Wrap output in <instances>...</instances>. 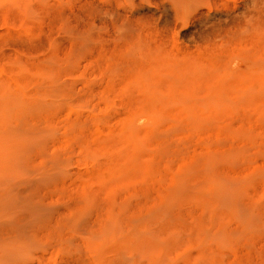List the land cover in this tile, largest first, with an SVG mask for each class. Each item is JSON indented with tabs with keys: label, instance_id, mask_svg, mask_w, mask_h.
I'll return each instance as SVG.
<instances>
[{
	"label": "rangeland",
	"instance_id": "1",
	"mask_svg": "<svg viewBox=\"0 0 264 264\" xmlns=\"http://www.w3.org/2000/svg\"><path fill=\"white\" fill-rule=\"evenodd\" d=\"M160 1L0 0V134L8 118L5 109L8 100L16 109L22 107L23 100L27 101L26 105L33 104L36 91L47 86V75L60 87V94L62 92L54 107L33 116V113L28 114L22 121L29 132L43 129L40 136L43 140L44 136L47 137L44 148H39L41 152L38 148L26 152L28 167L22 165L16 156H11V152H6V148H0V190L7 187L14 194L25 188L38 194L46 205L49 217L47 213L43 217L47 218L50 225L47 227L51 231L47 235V229L42 228L33 236L32 243L38 245L40 242L38 247L25 239V243L30 242V248L34 247L31 250L24 247L23 241L19 250L13 244L15 249L9 250H15V255L18 251V260L13 259L17 261L11 260L13 257H4L7 247L12 244L9 245L2 234L4 240H1L8 246L5 247L0 240V246H4L0 250L5 251L4 255L0 253V259L3 255L6 261L17 264H52L56 261L58 263L54 264H62L64 259H69L71 254L72 257L75 253L78 255L80 251V256L86 259L94 256V251L90 250L95 246L127 244H151L163 251L175 249L171 252L178 254L187 247L213 243L216 237L224 238L221 240L227 247L224 252L229 249L228 255L234 258L243 253L246 245L257 242V246L264 245V222L261 223L264 221V0H189L183 6L185 9L181 7L180 10L172 0ZM144 33L145 41L141 43L139 38H143ZM82 36L89 39L85 41ZM122 36L125 40L120 39ZM75 39L82 42L81 48L77 47L80 43L76 44ZM72 44L77 45L75 51ZM187 60L197 71L201 69L204 75L209 74L199 80L189 72L187 81L184 78L185 82L176 86L175 99L179 94L187 103L174 101L167 105L161 101L156 104V109L165 105L163 119L132 121L131 117L140 110V102L143 105L146 95L135 83L134 74L148 67L147 64L164 69L162 65L174 63L176 67L172 66L179 69ZM198 62L203 63L202 66ZM42 67L47 70L41 72ZM206 67L214 73L211 74ZM215 72L222 75L220 80L211 78ZM131 75L134 81L129 77ZM166 83L160 86L166 88ZM160 86L155 89L162 90L160 95H167L168 92L164 94L165 89ZM203 99L209 100L211 105L205 106ZM190 102L200 106L193 105L191 109ZM190 111L194 114L191 115ZM150 132L155 139L144 136ZM141 137L146 139L138 150L134 147L138 144L136 139ZM133 155L137 156L139 170H129L118 179L120 183L115 180L114 185L111 184L110 177L121 170L110 165L122 163ZM48 156L59 159L62 164L52 167L53 173L45 181L41 176L49 173L39 167L42 157L47 159ZM206 157L219 162H215L217 166L212 167V173L221 178L222 183L217 186L223 190L222 194L160 203L170 190H174L176 175L188 173L197 177L199 174V179L204 171L201 160ZM120 206L124 213L118 212ZM157 206L161 209L157 210ZM166 206L170 207L169 213L147 214L154 208L161 212ZM42 208L39 213L45 212ZM4 218L0 217V225L15 223V220L7 221L6 217L5 223L10 224H4ZM128 222L134 225L131 229L126 228ZM218 234L222 235L214 237ZM166 245H172L174 249L170 250ZM68 248L71 252L74 248L76 252L71 253ZM22 249L28 253L21 252Z\"/></svg>",
	"mask_w": 264,
	"mask_h": 264
},
{
	"label": "bare ground",
	"instance_id": "2",
	"mask_svg": "<svg viewBox=\"0 0 264 264\" xmlns=\"http://www.w3.org/2000/svg\"><path fill=\"white\" fill-rule=\"evenodd\" d=\"M88 1V0H87ZM142 1H144V0H142ZM160 1V0H159ZM173 2H174V5L175 6H177V7H179V10L181 9V7L182 8H184L183 6L185 5V4H188L187 2L189 1V0H172ZM86 2V1H85ZM90 2V1H89ZM91 2H92V0H91ZM123 2V1H122ZM125 2V1H124ZM156 1H154V3H155ZM161 2V1H160ZM86 3H88V2H86ZM151 3H153V2H151ZM172 3V2H171ZM171 3H170V5H171ZM190 3H191V1H190ZM189 3V4H190ZM159 4V3H158ZM157 4V5H158ZM173 4V3H172ZM80 5V4H79ZM87 5V4H86ZM86 5H85V7H86ZM88 6V5H87ZM169 6V5H168ZM187 6H189V5H187ZM186 6V7H187ZM193 6V5H192ZM191 6V7H192ZM90 7V6H89ZM88 7V8H89ZM125 7V6H124ZM130 7V6H129ZM161 7V6H160ZM44 8V7H43ZM88 8H86V9H88ZM93 8H94V6H93ZM98 8V7H97ZM101 8V7H100ZM168 8V7H167ZM91 9V8H90ZM96 8H94V10H95ZM104 10H105V8H103ZM103 9H102V11H103ZM185 9V8H184ZM79 10V9H78ZM114 10V9H113ZM172 10H174V7L172 6ZM187 10V9H186ZM83 11H84V9H83ZM89 11V10H88ZM100 11V10H99ZM109 11H110V9H109ZM117 11V10H116ZM92 13L93 12H95V11H91ZM118 12V11H117ZM136 12V11H135ZM162 12V11H161ZM174 12H175V10H174ZM84 13H86V10H85V12ZM83 13V14H84ZM119 13V12H118ZM127 13V12H126ZM168 13V12H167ZM89 14V13H88ZM103 14V13H102ZM124 14V17H125V13H123ZM177 14V13H176ZM98 15V14H97ZM96 15V16H97ZM118 15V14H117ZM180 15V14H179ZM91 16V15H90ZM112 16V15H111ZM120 16V15H119ZM121 16H123V15H121ZM76 17V16H75ZM80 17V16H79ZM84 17V16H83ZM136 17V16H135ZM138 17V16H137ZM166 17V16H165ZM108 18V17H107ZM116 18V17H115ZM119 18V17H118ZM142 18V17H141ZM176 18V17H175ZM83 19V18H82ZM125 19V18H124ZM134 19H136V18H134ZM138 19H139V17H138ZM147 19V18H146ZM145 19V20H146ZM106 20V19H105ZM110 20V19H109ZM142 20V19H141ZM59 21V20H58ZM103 21V20H102ZM119 21V20H118ZM127 21V20H126ZM125 21V22H126ZM130 21V20H129ZM143 21H144V19H143ZM115 22H117V21H115ZM164 22V21H163ZM172 22V21H171ZM170 22V23H171ZM69 24H70V22H68ZM112 23V22H111ZM127 23V22H126ZM125 23V24H126ZM135 23H137V22H135ZM176 23V22H175ZM178 23H179V21H178ZM113 24V23H112ZM128 24H130L129 22H128ZM144 24V23H143ZM66 25V24H65ZM118 25V24H117ZM131 25V24H130ZM141 25V24H140ZM164 25V24H163ZM77 26V25H76ZM84 26V25H83ZM113 26V25H112ZM116 26V25H115ZM120 26H121V24H120ZM126 26H127V24H126ZM125 26V27H126ZM139 26V25H138ZM87 27V26H86ZM92 27V26H91ZM132 27V26H131ZM161 27V26H160ZM164 27V26H163ZM167 27V26H166ZM73 28V27H72ZM104 28V27H103ZM110 28V27H109ZM121 28V27H120ZM122 28H124L123 26H122ZM137 28V27H136ZM140 28H142V27H140ZM139 28V29H140ZM170 28V27H169ZM79 29V28H78ZM81 29H82V26H81ZM88 29H89V27H88ZM91 29V28H90ZM89 29V30H90ZM164 29V28H163ZM97 30H98V28H97ZM126 30H128V29H126ZM133 30V29H132ZM77 31V30H76ZM86 31V30H85ZM88 31V30H87ZM100 31V30H99ZM103 31V30H102ZM102 31H100V32H102ZM124 31V30H123ZM153 31V30H152ZM171 31V30H170ZM169 31V32H170ZM128 32H130V31H128ZM134 32H136L135 30H134ZM173 32V31H172ZM86 33H88V32H86ZM96 33V32H95ZM168 33V32H167ZM72 34H74V33H72ZM85 34V33H84ZM96 34H98V33H96ZM130 34V33H129ZM138 34V33H137ZM141 34H143V33H141ZM151 34V33H150ZM172 34V33H171ZM67 35V34H66ZM70 35H71V33H70ZM74 35H77V34H74ZM80 35H81V33L78 35V37L80 38ZM91 35V34H90ZM124 35H126V34H124ZM131 35V34H130ZM130 35H129V37H130ZM92 36V35H91ZM134 36H135V34H134ZM134 36H133V33H132V38H134ZM141 36V35H140ZM144 36H145V33H144V35H143V38H139V39H141L140 41H141V43H142V41H145L144 40ZM83 37V36H82ZM98 37V36H97ZM130 37V38H131ZM171 37V36H170ZM73 38V37H72ZM95 38H96V36H95ZM117 38V37H116ZM121 38H123V36L122 37H120V39ZM125 38V37H124ZM123 38V39H124ZM131 38V39H132ZM69 39V38H68ZM83 40H85V41H87L88 39H89V37L88 36H84L83 38H82ZM122 39V40H123ZM139 39H137L136 41H137V43H140L139 42ZM143 39V40H142ZM77 40H78V38H77ZM79 40H81V38L79 39ZM100 40V39H99ZM125 40V39H124ZM70 41V40H69ZM75 41H76V39H75ZM84 41V42H85ZM130 41L131 40H129V43H130ZM134 41V40H133ZM159 41V40H158ZM80 43V41H76V44L77 43ZM98 42V41H97ZM118 42V41H117ZM124 42V41H123ZM147 42V41H146ZM145 42V43H146ZM160 42H161V40H160ZM160 42H158L159 44H160ZM164 42V41H163ZM78 43V44H79ZM82 43V42H81ZM79 44L77 47H79V48H81V45L82 44ZM127 43V42H126ZM125 43V44H126ZM131 43H133V42H131ZM68 44V43H67ZM71 44V43H70ZM70 44H69V46H70ZM74 44V43H73ZM71 45V46H74V45ZM134 44V43H133ZM132 44V45H133ZM164 44H166L165 42H164ZM163 44V45H164ZM83 45H85V43H83ZM86 45H88V42H87V44ZM85 45V46H86ZM92 45V44H91ZM135 45V44H134ZM138 45H141V44H138ZM150 45V44H149ZM66 46H68V45H66ZM76 46H74L73 47V50L76 48ZM129 46V45H128ZM136 46V45H135ZM137 47V46H136ZM150 47V46H149ZM155 47V46H154ZM83 48V47H82ZM134 48V47H133ZM143 48V47H142ZM66 49V48H65ZM70 49V48H69ZM78 49V48H77ZM138 49V48H137ZM144 49V48H143ZM147 49V48H146ZM145 49V50H146ZM152 49H153V47H152ZM85 50V49H84ZM140 50V49H139ZM149 50H151L150 48H149ZM160 50V49H159ZM164 50V49H163ZM166 50V49H165ZM168 50V49H167ZM166 50V51H167ZM205 50V49H204ZM64 51V50H63ZM75 51V50H74ZM76 51H78V50H76ZM116 51V50H115ZM138 51V50H137ZM143 51V50H142ZM148 51V50H147ZM95 52V51H94ZM113 52V51H112ZM122 52V51H121ZM150 52H152V51H150ZM150 52H148V53H150ZM157 52H159V51H157ZM156 52V54H158ZM165 52V51H164ZM79 53V52H78ZM136 53V52H135ZM145 53V52H144ZM143 53V54H144ZM161 53V55H163V54H165V55H167L166 53H163V52H160ZM185 53V52H184ZM133 54H134V51H133ZM171 54V53H170ZM187 54V53H186ZM115 55V54H114ZM138 55V54H137ZM136 55V56H137ZM145 55V54H144ZM172 55V54H171ZM171 55H169V56H171ZM107 56V55H106ZM118 56V55H117ZM132 56V55H131ZM141 57H142V55H140ZM147 56V55H146ZM169 56H167V57H169ZM177 56L179 57V55L177 54ZM183 56V55H182ZM108 57V56H107ZM126 57V56H125ZM174 57V55L172 56V61H173V58ZM211 57V56H210ZM92 58V57H91ZM94 58V57H93ZM120 58H122V57H120ZM127 58V57H126ZM162 58H164V56L162 57ZM181 58V57H180ZM190 58V57H189ZM209 58V57H208ZM100 59V58H99ZM103 59V58H102ZM142 59V58H141ZM169 59V61L171 60V58H168ZM191 59V58H190ZM200 59V58H199ZM217 59V58H216ZM97 60V59H96ZM110 60V59H109ZM137 60H138V58H137ZM164 60V59H163ZM176 60H177V58H176ZM179 60V59H178ZM177 60V61H178ZM221 60V59H220ZM46 61H49V60H46ZM70 61V60H69ZM141 61V60H140ZM143 61H145L144 60V58H143ZM158 61V60H157ZM184 61H186V60H184ZM192 61V60H191ZM206 61V60H205ZM213 61V60H212ZM212 61H209V62H211L212 63ZM217 61V60H216ZM45 62V61H44ZM118 62V61H117ZM121 62H122V60H121ZM124 62V61H123ZM122 62V63H123ZM131 63L133 62V60L132 61H130ZM154 62V61H153ZM181 62H183V61H181ZM202 62V61H201ZM111 63V62H110ZM141 63V62H140ZM145 63H149V62H145ZM158 63H159V61H158ZM163 63H166V62H163ZM167 63H168V60H167ZM174 63H175V60H174ZM174 63H170L171 64V66H168V65H162L163 67H164V69H162V67L160 68V67H153L152 65L149 67V64H147V66L148 67H145V68H143V69H141V67H139L138 69H141L140 71H138L137 73L135 72V70H134V72L136 73V74H134L135 75V77L134 78H136L135 79V83L137 82L138 84H139V86H141L142 87V89H143V91L145 92L144 94H146V95H144V101H145V103H144V101L142 100V102H143V105H142V103L140 102V106H139V108H140V110L138 109V112L136 113V115H133L132 117H131V119H132V121L133 120H135V121H137V122H144V121H148V120H153V121H157V119H159L161 116H162V114H163V112H164V114H165V111H164V107L163 106H165L164 104H162L163 106H160L159 107V110H157L156 108V104L158 103V102H161L162 101V103L164 102L165 104L167 103V105H168V103H171V102H182V104H183V102L185 101V100H182L183 99V97H181V95L179 96V94H177V98L178 99H175L176 98V95L174 96V92L177 90V87L176 86H178L179 84H183V82H185V80H184V78L186 79V81H187V76L188 75H190V74H192V75H194L195 77V79H202L205 75H204V71H202L201 69L199 70V71H197L196 70V68H195V66L193 65V64H191L190 62H189V60H187V62H185V64H183L182 66H181V64H180V66L182 67H180L179 69L177 68H174V66L176 67V65L177 64H175L174 65ZM198 63H200V62H198ZM198 63H196L197 65H198ZM206 63V62H205ZM216 63V62H215ZM219 63V62H218ZM97 64H98V62H97ZM119 64V63H118ZM138 64H139V60H138ZM154 64H155V62H154ZM169 64V63H168ZM188 64H191V65H188ZM195 64V65H196ZM201 64V63H200ZM203 64V63H202ZM202 64H201V66H202ZM105 65V64H104ZM128 65H130V64H128ZM133 65V64H132ZM143 65V64H142ZM172 65H174V66H172ZM186 65H188L187 67H184V66H186ZM206 65H208L207 63H206ZM212 65H215L214 64V62H213V64ZM219 65H221L220 63H219ZM218 65V66H219ZM46 68H48L49 66H46V65H44ZM107 66H109V65H107ZM120 66V65H119ZM124 66H126V65H124ZM160 66V65H159ZM204 67H205V64L203 65ZM222 66V65H221ZM220 66V67H221ZM45 67H42V69H41V72H43V71H46L47 69L45 68ZM103 67V66H102ZM121 67H123L122 65H121ZM127 67H129V66H127ZM132 67V66H131ZM135 66H133V68H134ZM166 67V68H165ZM197 67H200V66H197ZM215 67V66H214ZM219 67V68H220ZM223 67V66H222ZM56 68V67H55ZM105 68V67H104ZM210 68H211V66H210ZM39 69V68H38ZM50 70H51V67L49 68ZM64 69V68H63ZM97 69V68H96ZM106 69V68H105ZM123 69H125V68H123ZM123 69H122V71H123ZM127 69V68H126ZM134 69H136L137 70V67H135ZM120 70V69H119ZM128 70V69H127ZM131 70V69H130ZM130 70H129V72H130ZM206 70H208L207 69V67H206ZM53 71V70H52ZM113 71H115V70H113ZM209 71V70H208ZM49 72L50 71H48V73H46V75L47 74H49ZM128 72V71H127ZM133 72V73H134ZM189 72H190V74H189ZM210 72V71H209ZM208 72V73H209ZM111 73V72H110ZM116 73V72H115ZM133 73H131L132 75H133ZM149 73V75H147ZM211 73V72H210ZM214 72H213V70H212V73L211 74H213ZM151 74V75H150ZM128 75V74H127ZM129 76L130 78L132 77V79L131 80H133L134 78H133V76ZM209 75V74H208ZM208 75H206V76H208ZM224 75V74H223ZM56 76V75H55ZM111 76V75H110ZM151 78H150V77ZM212 77V79L213 80H220V77L222 78V75H219V73H216L215 72V74L214 75H211ZM220 76V77H219ZM147 77H149L150 78V80H147ZM215 77H217V78H215ZM45 78H47L48 79V81H46L47 82V86L46 87H42L43 89H38L37 91H36V93H35V96H34V98H33V101H32V103L33 104H28V105H26L25 103L27 102H25V100H23L22 102L24 103L23 105H22V107L20 106V107H18L17 109L16 108H14V105H11L10 104V100H8V102H6L5 103V109L7 110V115H8V118L6 119V121H5V125L2 127V133L0 134V148H6L5 150H6V152H11V156H16L17 157V160L22 164V165H24L25 167H28V165H29V162H28V153L26 154V152L28 151V149H32V148H38V150H39V148H44V141H45V139H47V137L46 136H42L43 138H44V140L41 138V136H40V133H42L41 131H43V129H36V130H34V131H31V132H29L27 129H26V127H28V126H26L25 124V121L24 122H22L23 120H24V118L26 117V116H29L28 114H31V113H33L32 114V116L35 114H38V113H44V112H47L48 111V109H50V108H52V106L54 107V105H56V102H57V98H59V96H61V94H62V92H61V94H60V87L58 86V85H55V83H54V79L52 78V77H50V76H48L47 75V77H45ZM115 78V77H114ZM148 78V79H149ZM169 78V79H168ZM207 78H209V77H206V79ZM211 79V80H212ZM106 80H108V79H106ZM199 80H196V81H199ZM203 80H205V79H203ZM134 81V80H133ZM210 81V80H209ZM165 82H167L166 84L168 85H166V88H167V90H166V88L164 87L165 86ZM205 81H203V83H204ZM210 82H212V81H210ZM214 82V81H213ZM218 82V81H217ZM216 82V83H217ZM122 83V82H121ZM127 83V82H126ZM136 83V84H137ZM163 84L164 86H162L163 88L162 89H165V92H164V94H166L167 92V95H164L163 96V94H161L160 95V93H161V91L162 90H159V88H156L155 89V87H157V85H159L160 86V84ZM62 84V83H61ZM129 84V83H128ZM137 84V85H138ZM205 85H206V82L204 83ZM213 84V83H212ZM45 85V84H44ZM102 85V84H101ZM125 85V84H124ZM213 85H215V82H214V84ZM42 86V85H41ZM61 86V85H60ZM128 86H130V85H128ZM160 86V87H161ZM194 86V85H193ZM64 87V86H63ZM172 88V89H169V88ZM194 87H196V86H194ZM211 87V86H210ZM66 88V87H65ZM139 88V87H138ZM175 88V89H174ZM178 88H182V87H178ZM212 88V87H211ZM157 89L159 90V91H157ZM63 91H65V90H63ZM167 91V92H166ZM181 91V90H180ZM134 92V91H133ZM57 93H59V95L57 94ZM66 93V92H65ZM69 93V92H68ZM163 93V92H162ZM170 93V94H169ZM177 93H179V91L177 92ZM71 94V93H70ZM128 94V93H127ZM86 95V94H85ZM88 95V94H87ZM188 95V94H187ZM191 95V94H190ZM208 95H210V94H208ZM219 95V94H218ZM63 96V95H62ZM88 96H90V95H88ZM163 96V97H165L166 99H163V97L161 98V97ZM185 96V95H184ZM212 96L213 95H211V96H209V100H210V98H212ZM132 97V96H131ZM180 98V99H179ZM208 98V97H207ZM206 98V99H207ZM206 99H203V104L205 105V106H208L209 104H208V101L206 100ZM60 100V99H59ZM106 101V100H105ZM104 101V102H105ZM131 101V100H130ZM189 101V100H188ZM198 101V100H197ZM196 101V102H197ZM134 102V101H133ZM178 102V103H179ZM186 103H187V101H185ZM192 102H193V100H192ZM195 102V101H194ZM202 102V101H201ZM132 103V102H131ZM198 103H200V102H198ZM175 104V103H174ZM189 104H191V102L189 103ZM206 104H208V105H206ZM158 105H160V103L158 104ZM192 105V104H191ZM194 106H196V105H198V104H193ZM193 105H192V108L191 109H193ZM211 105V104H210ZM209 105V106H210ZM200 105H198V107H199ZM216 106V105H215ZM167 107V106H166ZM179 107V106H178ZM186 107L188 108V106L186 105ZM212 107V106H211ZM170 108V107H169ZM168 108V109H169ZM181 108H182V106H181ZM186 110V109H185ZM188 110V109H187ZM212 110H213V108H212ZM216 110H218V109H216ZM192 111H190V113H191ZM200 112V111H199ZM197 113V112H196ZM196 113H195V116H196ZM46 114V113H45ZM134 114V113H133ZM194 113L192 112L191 113V115H193ZM4 115V114H3ZM216 115H218V113L216 114ZM41 116V115H40ZM27 118V117H26ZM162 118V117H161ZM163 119V118H162ZM198 119H200V117L198 118ZM12 120V121H11ZM29 120V119H28ZM13 123V125H11ZM158 123V122H157ZM162 123V122H161ZM152 124V123H151ZM156 124V123H155ZM159 124V123H158ZM150 126V125H149ZM160 126V125H159ZM154 127V126H153ZM152 128V127H151ZM174 128V127H173ZM163 129V128H162ZM32 130V129H31ZM45 130V129H44ZM155 130V129H154ZM46 131H48V132H50L51 131V129H46ZM149 131H151V130H149ZM160 131V130H159ZM154 132V131H153ZM30 133V134H29ZM162 133V132H161ZM219 133V132H218ZM28 134L30 135V136H28ZM46 134V133H45ZM154 134H155V132H154ZM50 135V134H49ZM169 135H170V133H169ZM146 138H148V139H151V138H154L155 139V137L153 136V134H152V132H150V133H146L145 135H144ZM157 137V136H156ZM163 138L165 137V136H162ZM146 138H144V137H141V138H137L136 139V142L138 143L137 144V146L136 147H134V148H138V150H139V148L142 146V144H143V142L145 141V139ZM160 138V137H159ZM163 138H161L162 139V142H163ZM169 138H170V136H169ZM157 139V138H156ZM160 139V140H161ZM167 140H168V138H167ZM166 139H164V141H167ZM99 141V140H98ZM158 143V142H157ZM169 143V142H168ZM161 143H160V141H159V145H160ZM162 144H165V142H163ZM104 145V144H103ZM102 145V146H103ZM104 146H106V144L104 145ZM158 146V145H157ZM161 146H164V145H161ZM161 146H159V148L161 147ZM171 146V145H170ZM165 147V146H164ZM167 147V146H166ZM106 148V147H105ZM156 149H157V147H156ZM37 150V151H38ZM161 150V149H160ZM40 152H41V150H39ZM38 151V152H39ZM163 151V150H162ZM39 152V153H40ZM138 152V151H137ZM207 152V151H206ZM168 153V152H167ZM165 154V153H164ZM203 154V153H202ZM208 154V153H207ZM209 155V154H208ZM202 156H204V154L202 155ZM210 156V155H209ZM208 156V157H209ZM136 155H133L132 157H128V159L126 158V160L124 161V162H122V163H117V162H115V164L113 163L112 165H110L112 168H118L119 170H121L116 176L115 175H112L111 177H110V179L109 180H111V184H113V181H115V180H117L118 181V179H122L123 178V176H125V174H127L128 172L127 171H129V170H132V169H134V170H136L138 167H140V166H138L139 164H137L138 162H137V160H136ZM195 157V156H194ZM199 157V156H198ZM150 159H152V158H150ZM154 159V158H153ZM201 159V158H200ZM213 159H215V158H213ZM59 160V159H58ZM56 158H54L53 156L52 157H49L48 156V158L47 159H44V157H42V160H40V167L39 168H42L44 171H48V175L46 174V176H41V177H43V180L45 179V181H46V179L48 180L49 178H50V176H51V172L53 173V171L52 170H54V169H52V167H54L55 165H60L61 166V162L60 161H58ZM201 161H203L202 162V168L204 169V171L202 172V174H200V177H199V179H198V176H199V174H198V176L197 177H193V175H191V174H188V173H184L183 175L181 174V175H179V176H177L176 175V179L177 180H175V181H177V183H176V185H175V183H174V181H173V185H175V188H174V190L173 191H171L170 190V192L167 194V196L164 198V196H163V200L161 201L160 199H157V200H159V202L160 203H165V202H167L168 203V201H171V200H180V199H201V198H206V197H218V196H220L221 194H222V189L221 188H219L217 185L218 184H220V183H222L221 182V178L218 176V174H216L215 175V173H212V167L213 166H215L216 165V161H217V159H215V161H213V160H211V159H209V158H207L206 157V159L205 160H201ZM221 161H223V159H221ZM150 162V161H149ZM199 162V161H198ZM218 162V161H217ZM200 163V162H199ZM198 163V164H199ZM219 163V162H218ZM141 164V163H140ZM146 164V163H145ZM144 164V165H145ZM150 166V164H147V166ZM189 165V164H188ZM217 166V165H216ZM128 168V169H127ZM147 169H148V167H146ZM195 168V167H194ZM200 168H201V165H200ZM201 168V169H202ZM143 169V168H142ZM150 169V168H149ZM148 169V170H149ZM197 169V168H196ZM215 169V168H214ZM51 170V171H50ZM138 170H139V168H138ZM198 170V169H197ZM182 171V170H181ZM192 172V171H191ZM198 172H200V171H198ZM47 173V172H46ZM217 173V172H216ZM40 174V173H39ZM42 174V173H41ZM151 174V173H150ZM196 175V174H195ZM194 175V176H195ZM221 176V175H220ZM40 176H39V178L38 179H40L41 178ZM173 178V177H172ZM108 179V178H107ZM106 179V180H107ZM196 179H197V181H196ZM103 180V179H102ZM101 180V181H102ZM124 180V179H123ZM195 180V181H194ZM104 182H106V181H104ZM116 182V181H115ZM118 183H120V181H118ZM114 185V184H113ZM118 185V184H117ZM1 186V185H0ZM196 191H195V190ZM167 190V189H166ZM195 192H194V191ZM113 192V191H112ZM112 192H110V194L112 193ZM191 192V193H190ZM147 193V192H146ZM167 193V192H166ZM114 194V193H113ZM161 194V193H160ZM112 195V194H111ZM164 195V194H163ZM166 195V194H165ZM85 196H87V195H85ZM89 198V197H88ZM84 199L85 200H87V198H85L84 197ZM159 203V204H160ZM86 204H88L87 202H86ZM91 205V204H90ZM158 205V204H157ZM161 205V204H160ZM167 205V204H166ZM121 206H123V204L121 205ZM119 207L118 208V212L119 213H124V208H122V207ZM162 207L164 206L163 204L161 205ZM168 206H170V205H168ZM42 208V207H44V211L45 212H43V213H39L38 212V210L40 209V208ZM83 207V206H82ZM81 207V208H82ZM85 207V206H84ZM154 207V206H153ZM45 208H46V205H45V203L42 201V199L39 197V195L38 194H36L35 192H29V191H27L25 188H22V189H19V190H17L16 192H14V194H11V192H10V189H7V187L6 188H2L1 190H0V217L2 216H4L5 218L3 219L4 220V224H7V223H5L6 221H5V219H6V217H7V221H10V222H13L14 220H15V223L14 224H16L15 226H14V224L13 223H11L10 224V222L7 224V225H9V226H6V225H2L3 223H1V225H0V234H1V236H2V234H4L6 237H4V235L1 237L0 236V240H1V238L4 240V238L5 239H7V243L9 242V245H11L12 244V247H7L8 246V244L7 243H5V241H3V240H1V242H3V245L5 246L6 244H7V246H5V247H7L8 249L6 250L7 252H6V255L4 256L5 258H9V259H11L12 257V259L11 260H13V259H16L17 258V256H19L18 255V251L17 250H19L20 249V247H22V246H20L19 247V245H20V243L23 241V243H24V247H26V248H30L29 246H30V242H28V243H25L26 242V240L25 239H28V240H30L31 241V244H32V246H34V247H38V245L40 244V242H39V244L38 245H35L34 244V242L32 243V238H33V236H35L36 235V233L39 231L40 232V230L43 228V229H47L46 231H48L49 233L47 234V232H45L47 235H50V232L51 231H49L50 230V225L47 223V218H44L45 217V213H47V211L45 210ZM160 208V207H159ZM43 209V208H42ZM161 209V208H160ZM160 209H158V206H157V210H160ZM112 210V209H111ZM156 210V208H154L153 210L151 209V210H149V212L147 213V214H149V215H155V214H158V213H169L168 212V210H170V207H164V209L161 211V212H159V211H155ZM41 211V210H40ZM43 211V210H42ZM79 210H77V212H78ZM81 212V211H80ZM263 213V212H262ZM43 214V215H42ZM76 214V213H75ZM254 214V213H253ZM9 216V217H8ZM44 216V217H43ZM46 216L47 217H49V214L47 213L46 214ZM79 216V213H78V215H77V217ZM261 216H263V215H261ZM8 218H10V220L8 219ZM11 218H12V221H11ZM259 218V217H258ZM260 219V218H259ZM3 220H2V222H3ZM44 220H46V223H45V221ZM256 221V220H255ZM48 222H49V219H48ZM264 221H262L261 223H263ZM46 225H45V224ZM13 224V225H12ZM47 224H48V226L49 227H47ZM259 224V223H258ZM261 225V224H260ZM134 225H133V223L132 222H128V224L126 225V228H128V229H131L132 227H133ZM256 226V225H255ZM259 226V225H258ZM46 227V228H45ZM260 227H262V225L260 226ZM247 228V227H246ZM49 229V230H48ZM220 229V228H219ZM229 230V229H228ZM219 231V230H218ZM221 231H223V230H221ZM216 232V231H215ZM252 232V231H251ZM257 232V231H256ZM218 233V232H217ZM262 233H264L263 231H262ZM213 234H214V232H213ZM213 234H212V236H213ZM38 235H41L40 233L38 234ZM38 235L36 236V237H38ZM219 235H222V234H218V235H214V237L215 236H218L219 237ZM4 237V238H3ZM40 237V236H39ZM41 237H43V236H41ZM222 237V236H221ZM257 237V236H256ZM220 238V237H219ZM219 238H215V242H213V243H209L208 245H204V243L203 244H201V242H200V244L201 245H196V246H192V247H190V248H185L182 252H180V253H178V254H175V252H171V251H174L175 249L172 247V245H169L170 246V250L171 249H174V250H171L170 252L169 251H167L166 249H164L165 251H163V249H158L157 247H155V246H152L151 244H149V245H146V246H144V245H138V244H127V245H118V246H95L94 248H93V250H90L91 252L92 251H94V256L92 255V257H90L89 256V258H85V257H81L80 255H81V251H80V253L78 254V255H76L77 253H75L76 251L74 250V248L72 249V252H71V250H70V252L71 253H75V254H73V257H72V254H71V256H69L68 258L69 259H64V263H62L61 261H59V263L61 262L62 264H264V245L263 246H257V243L256 244H254L253 245V243H252V245H246V248H244V251L243 250H241V251H243V253L241 254V255H238L239 257H236V255H235V257L233 258V257H231L230 258V256L228 255L229 253H227L228 251H229V249H228V251L227 252H224L225 250V248H227V247H225L224 245V243H222V239H224V238H221V240L219 239ZM38 239V238H37ZM245 239V238H244ZM264 239V238H263ZM39 240V239H38ZM45 240H47L46 238H45ZM253 240V239H252ZM255 240V239H254ZM25 241V242H24ZM34 241V240H33ZM42 241V240H41ZM246 241V240H245ZM257 241V240H256ZM264 241V240H263ZM5 243V244H4ZM22 243V244H23ZM36 243V242H35ZM38 243V242H37ZM36 243V244H37ZM255 243V242H254ZM13 244H14V246H16V248H17V250H16V255H15V250H13V251H10L9 249L10 248H12L13 249ZM233 244V243H232ZM0 245H1V243H0ZM2 245V246H3ZM26 245V246H25ZM156 245H158V244H156ZM168 245V244H167ZM166 245V247H169V246H167ZM190 245H192V244H190ZM2 246H0V249H2ZM4 246H3V248H4ZM18 246V247H17ZM31 246V247H32ZM70 246V245H69ZM75 247H76V245H74ZM73 245H72V247H74ZM162 246V245H161ZM160 246V247H161ZM165 246V245H164ZM230 246V245H229ZM33 247V248H34ZM172 247V248H171ZM180 247V246H179ZM183 247V246H182ZM237 247V246H236ZM33 248H30V250L31 249H33ZM78 248V247H77ZM184 248V247H183ZM233 248V247H232ZM14 249H15V247H14ZM23 249H25V248H23ZM22 249V250H23ZM76 249V248H75ZM92 249V248H91ZM168 249V248H167ZM5 250V249H4ZM10 252H12V253H9V251ZM21 250V252H27V251H25V250H23L22 251ZM176 250H177V246H176ZM75 251V252H74ZM3 252H5V251H3ZM3 252H2V250H0V253L1 254H3ZM70 252H68L69 254H70ZM78 252V251H77ZM7 253L9 254L8 256H7ZM13 253H14V255L16 256H13ZM25 253H22V255L23 254H25ZM28 253V252H27ZM10 254H12V255H10ZM69 254H67V255H69ZM89 254V253H88ZM87 254V255H88ZM92 254V253H91ZM174 254V255H173ZM4 255V254H3ZM3 255H1V259H0V261L2 262L1 264H8V263H10V262H12L11 264H13V263H16V262H13V261H17L18 260V258H17V260H13V261H11L10 260V262H9V260L7 259V261L5 260V258L4 257H2ZM75 255V256H74ZM7 256V257H6ZM83 256V255H82ZM231 256H234V255H232L231 254ZM67 257V256H66ZM86 257H88V256H86ZM24 259H25V257H24ZM23 259V260H24ZM3 260H5L6 261V263L3 261ZM21 260L19 259V262H20ZM47 262V261H46ZM57 262V261H56ZM56 262H54V263H56ZM48 263H49V261H48ZM51 263V262H50ZM54 263H52V264H54ZM58 263V262H57ZM17 264V263H16ZM36 264H39V263H36ZM43 264V263H42ZM44 264H45V262H44Z\"/></svg>",
	"mask_w": 264,
	"mask_h": 264
}]
</instances>
